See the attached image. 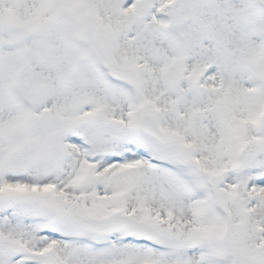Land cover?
Masks as SVG:
<instances>
[{
  "label": "snow or ice",
  "instance_id": "6c2138e0",
  "mask_svg": "<svg viewBox=\"0 0 264 264\" xmlns=\"http://www.w3.org/2000/svg\"><path fill=\"white\" fill-rule=\"evenodd\" d=\"M0 264H264V0H0Z\"/></svg>",
  "mask_w": 264,
  "mask_h": 264
},
{
  "label": "rangeland",
  "instance_id": "374dc122",
  "mask_svg": "<svg viewBox=\"0 0 264 264\" xmlns=\"http://www.w3.org/2000/svg\"><path fill=\"white\" fill-rule=\"evenodd\" d=\"M243 2L245 3L246 0H243V1H241V0H235V3H238L239 5H240V4H243Z\"/></svg>",
  "mask_w": 264,
  "mask_h": 264
},
{
  "label": "bare ground",
  "instance_id": "6f19581e",
  "mask_svg": "<svg viewBox=\"0 0 264 264\" xmlns=\"http://www.w3.org/2000/svg\"><path fill=\"white\" fill-rule=\"evenodd\" d=\"M241 1H243V0H241ZM244 3V2H243ZM237 5H239L238 3H237Z\"/></svg>",
  "mask_w": 264,
  "mask_h": 264
}]
</instances>
